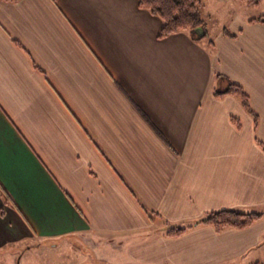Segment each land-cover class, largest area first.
Returning a JSON list of instances; mask_svg holds the SVG:
<instances>
[{"label": "crops", "instance_id": "crops-1", "mask_svg": "<svg viewBox=\"0 0 264 264\" xmlns=\"http://www.w3.org/2000/svg\"><path fill=\"white\" fill-rule=\"evenodd\" d=\"M201 1L214 53L189 32L160 39L139 0H0V186L13 200L0 195V252L78 240L113 264H264V216L163 231L264 211V0ZM217 74L245 89L257 123L215 96Z\"/></svg>", "mask_w": 264, "mask_h": 264}, {"label": "trees", "instance_id": "trees-1", "mask_svg": "<svg viewBox=\"0 0 264 264\" xmlns=\"http://www.w3.org/2000/svg\"><path fill=\"white\" fill-rule=\"evenodd\" d=\"M3 1L15 2L18 0ZM245 1L250 6H257L262 0ZM139 6L161 18L162 27L158 36L160 39H164L172 34L184 31L189 32L194 41L201 43L206 41L207 44L215 47L214 42L209 35L207 22L202 14L203 4L201 0H139ZM255 20L264 22V15H261ZM219 78L227 79V85L224 89L216 88L214 90L215 96L217 98L225 95L235 96L239 99L243 107L255 117V122L257 123V114L251 106L249 94L245 91V89L222 74H217V79ZM234 121L238 126H240V122L238 120L234 119ZM157 132L160 133L158 130ZM0 195L4 198L6 203H11L13 205V200L2 186H0ZM149 213L150 216L158 215L153 212ZM0 215H4V210L1 206ZM263 216L264 211H243L237 209L216 210L207 212L201 219L188 226L171 225L165 220L163 231L166 236L178 237L198 225H211L219 232L226 228L243 229L261 220Z\"/></svg>", "mask_w": 264, "mask_h": 264}, {"label": "rangeland", "instance_id": "rangeland-1", "mask_svg": "<svg viewBox=\"0 0 264 264\" xmlns=\"http://www.w3.org/2000/svg\"><path fill=\"white\" fill-rule=\"evenodd\" d=\"M203 16L205 19H209L206 11L205 13L203 11ZM222 16L223 14L219 13L216 14L215 18L218 19V17ZM221 19L211 23L213 25L221 24ZM203 43L214 53V46L207 44L206 41H203ZM216 87L222 89L219 83H217ZM12 253H17V256L19 254L24 255L21 264H113L110 259L101 260L95 255L96 252L93 248L78 240L66 244L60 243L56 247L45 243L38 244L37 241H26L16 248L8 247L1 251L0 264H20L18 257L10 256ZM3 254H6V257Z\"/></svg>", "mask_w": 264, "mask_h": 264}]
</instances>
